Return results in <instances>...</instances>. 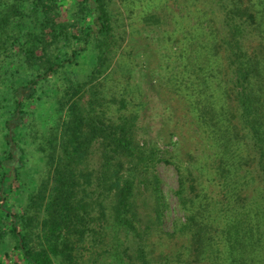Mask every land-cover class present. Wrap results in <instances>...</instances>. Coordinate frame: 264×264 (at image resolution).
<instances>
[{"label": "trees", "instance_id": "obj_1", "mask_svg": "<svg viewBox=\"0 0 264 264\" xmlns=\"http://www.w3.org/2000/svg\"><path fill=\"white\" fill-rule=\"evenodd\" d=\"M166 4L163 78L197 145L174 231L172 160L101 78L124 39L110 0H0V264H264V0Z\"/></svg>", "mask_w": 264, "mask_h": 264}, {"label": "rangeland", "instance_id": "obj_2", "mask_svg": "<svg viewBox=\"0 0 264 264\" xmlns=\"http://www.w3.org/2000/svg\"><path fill=\"white\" fill-rule=\"evenodd\" d=\"M163 1L134 0L130 4L126 0H110L115 27L124 37L119 51L123 55L119 53L116 57L113 73L110 75L106 71L101 78L109 76V90L113 86L118 99L125 95L131 102V109L138 112V140L157 145L162 156L172 160L159 162L157 172L166 200L163 225L167 231H174L188 217L177 194L180 174L175 161L190 162L197 145L185 104L173 94L163 78L167 73L163 67L171 50V43L163 34L169 27L170 9L166 0ZM167 1L171 4V0ZM153 2L161 4L158 13H154ZM146 13L158 14L161 20L147 21ZM92 67L91 61L82 59L78 74L85 78Z\"/></svg>", "mask_w": 264, "mask_h": 264}]
</instances>
